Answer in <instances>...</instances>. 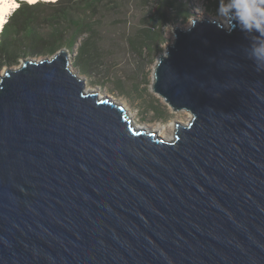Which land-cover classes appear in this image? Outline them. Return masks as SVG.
I'll return each instance as SVG.
<instances>
[{
  "label": "water",
  "instance_id": "water-1",
  "mask_svg": "<svg viewBox=\"0 0 264 264\" xmlns=\"http://www.w3.org/2000/svg\"><path fill=\"white\" fill-rule=\"evenodd\" d=\"M211 21L175 26L155 66L192 113L172 140L89 91L65 47L5 69L0 264H264V71Z\"/></svg>",
  "mask_w": 264,
  "mask_h": 264
},
{
  "label": "rangeland",
  "instance_id": "rangeland-1",
  "mask_svg": "<svg viewBox=\"0 0 264 264\" xmlns=\"http://www.w3.org/2000/svg\"><path fill=\"white\" fill-rule=\"evenodd\" d=\"M181 1L187 4L186 15H179L174 20L159 24V27L156 28L159 35L148 48L135 49L130 40L137 35L139 28L143 29L146 14L152 10V4L142 0H121V8L114 12L112 10L105 11L106 18L102 27L97 29L94 35L98 38V45L103 52V60L106 65H110L112 73L109 76L100 77L88 71L87 68L77 65V47L69 49L65 46L69 49V59L73 68L86 80L87 88L98 89L99 94L101 92L103 95L112 97L116 102L124 104L129 114H134V119L149 130L157 131L159 126L170 122L172 125L178 121L187 123L192 118L191 112L188 116L186 112L173 110L153 89V75L158 58L166 51L167 44L175 37V26L187 27L188 22L191 23V19L197 14L198 8L203 9V18L209 16L210 19H213L216 16L218 0ZM13 2L19 5L21 0H13ZM73 11L76 10L73 9ZM61 48L36 54L29 52L20 57L16 64L3 66L0 75L9 66L18 67L24 58L52 56ZM173 132L169 131L170 140L174 137Z\"/></svg>",
  "mask_w": 264,
  "mask_h": 264
},
{
  "label": "trees",
  "instance_id": "trees-1",
  "mask_svg": "<svg viewBox=\"0 0 264 264\" xmlns=\"http://www.w3.org/2000/svg\"><path fill=\"white\" fill-rule=\"evenodd\" d=\"M120 1L21 0L0 32V71L29 52L36 54L66 46L77 47V65L100 77L111 75L94 34L102 27L105 11L121 8ZM142 1L152 4V10L146 14L143 29L139 28L130 40L135 49L150 47L159 35L156 30L159 24L185 16L187 10V4L181 0Z\"/></svg>",
  "mask_w": 264,
  "mask_h": 264
},
{
  "label": "clouds",
  "instance_id": "clouds-1",
  "mask_svg": "<svg viewBox=\"0 0 264 264\" xmlns=\"http://www.w3.org/2000/svg\"><path fill=\"white\" fill-rule=\"evenodd\" d=\"M13 7V0H0V16ZM193 17V21L188 22L189 29L203 19V9L198 8ZM211 22L229 33L239 28L248 34L251 44L246 49L247 56L254 61L258 72L264 71V0H218L216 16Z\"/></svg>",
  "mask_w": 264,
  "mask_h": 264
},
{
  "label": "bare ground",
  "instance_id": "bare-ground-1",
  "mask_svg": "<svg viewBox=\"0 0 264 264\" xmlns=\"http://www.w3.org/2000/svg\"><path fill=\"white\" fill-rule=\"evenodd\" d=\"M31 1V0H30ZM14 7L15 6H18L16 5V3H14ZM18 4V3H17ZM14 7L6 14V15H3V16H0V32L2 30V27H3V24L4 22L6 21V18L8 17V15H10L11 11L14 9ZM16 8V7H15ZM155 72V71H154ZM154 76V75H153ZM87 86V84H86ZM89 91H98V89H94L93 87H88L87 88ZM99 92V91H98ZM101 96H103V94L100 92ZM178 111H182V112H186L188 114V116H190V111L187 110V109H180ZM130 116L133 118V123L138 126V127H143V128H147V127H144V126H141L135 119H134V114L130 113ZM174 126V127H173ZM176 129V123L174 122L173 125L172 123L170 122L169 124H164L162 126H159L157 128V132H158V135H161L167 139H169V131L172 130L174 131ZM153 129H150L149 131H152ZM174 133V132H173Z\"/></svg>",
  "mask_w": 264,
  "mask_h": 264
}]
</instances>
